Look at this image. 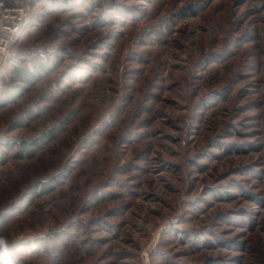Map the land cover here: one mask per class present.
Masks as SVG:
<instances>
[{
  "label": "rangeland",
  "instance_id": "rangeland-1",
  "mask_svg": "<svg viewBox=\"0 0 264 264\" xmlns=\"http://www.w3.org/2000/svg\"><path fill=\"white\" fill-rule=\"evenodd\" d=\"M33 6L0 64V264H264V0Z\"/></svg>",
  "mask_w": 264,
  "mask_h": 264
},
{
  "label": "built area",
  "instance_id": "built-area-1",
  "mask_svg": "<svg viewBox=\"0 0 264 264\" xmlns=\"http://www.w3.org/2000/svg\"><path fill=\"white\" fill-rule=\"evenodd\" d=\"M34 0H0V64L9 56V49L22 35L23 27L33 19ZM23 28V29H22ZM10 248L0 243V255Z\"/></svg>",
  "mask_w": 264,
  "mask_h": 264
},
{
  "label": "trees",
  "instance_id": "trees-1",
  "mask_svg": "<svg viewBox=\"0 0 264 264\" xmlns=\"http://www.w3.org/2000/svg\"><path fill=\"white\" fill-rule=\"evenodd\" d=\"M12 74L13 76H15L14 78L22 84H32L35 76L33 73H31V71L27 70L26 68L20 66L18 67L16 65L12 68ZM5 105V102H0V108L4 107ZM27 156H29V153L27 154Z\"/></svg>",
  "mask_w": 264,
  "mask_h": 264
}]
</instances>
